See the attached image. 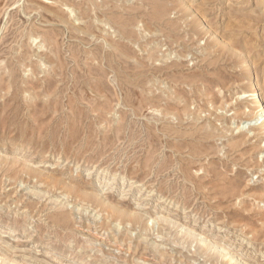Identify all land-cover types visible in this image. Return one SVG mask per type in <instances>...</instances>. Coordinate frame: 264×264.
Masks as SVG:
<instances>
[{"label": "rangeland", "instance_id": "374dc122", "mask_svg": "<svg viewBox=\"0 0 264 264\" xmlns=\"http://www.w3.org/2000/svg\"><path fill=\"white\" fill-rule=\"evenodd\" d=\"M64 1L0 0V264H264V0Z\"/></svg>", "mask_w": 264, "mask_h": 264}, {"label": "bare ground", "instance_id": "6f19581e", "mask_svg": "<svg viewBox=\"0 0 264 264\" xmlns=\"http://www.w3.org/2000/svg\"><path fill=\"white\" fill-rule=\"evenodd\" d=\"M51 1V0H50ZM56 3H58L60 6H66V4L67 3H65V1L64 0H56ZM59 8V7H58ZM68 8H70V7H68ZM73 11V10H72ZM69 12V11H68ZM58 17V16H57ZM59 19H60V21L61 22H63V23H67L64 19H62V18H60V17H58ZM81 29H77V31H80ZM50 39H52V38H50ZM33 40V39H32ZM42 40H43V42H45V40H44V38H42ZM34 42V41H33ZM32 42V43H33ZM36 51V50H35ZM39 60V59H38ZM28 61V60H27ZM31 72V71H30ZM32 73V72H31ZM259 113V114H258ZM242 115H244V113L242 114ZM254 116V118L251 120V121H258L259 119H263L262 120V128L261 129H264V105H259L258 106V110H257V114H253ZM259 117V118H258ZM119 215H121V214H119ZM136 221V220H135ZM232 260V258H229V261H231Z\"/></svg>", "mask_w": 264, "mask_h": 264}]
</instances>
